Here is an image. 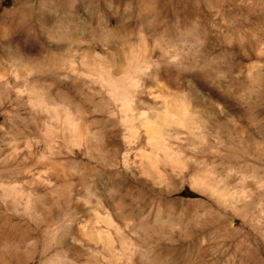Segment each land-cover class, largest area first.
I'll use <instances>...</instances> for the list:
<instances>
[{"label":"rangeland","instance_id":"rangeland-1","mask_svg":"<svg viewBox=\"0 0 264 264\" xmlns=\"http://www.w3.org/2000/svg\"><path fill=\"white\" fill-rule=\"evenodd\" d=\"M34 91L78 140L46 134ZM194 168L264 182V0H0V264H264V205Z\"/></svg>","mask_w":264,"mask_h":264},{"label":"bare ground","instance_id":"bare-ground-1","mask_svg":"<svg viewBox=\"0 0 264 264\" xmlns=\"http://www.w3.org/2000/svg\"><path fill=\"white\" fill-rule=\"evenodd\" d=\"M134 67L135 66H133V68ZM136 67H137V65H136ZM104 73L102 74V72L99 71L96 74L95 77L93 76V79L95 78L101 84L100 86L105 87L106 92H108V94H109V97H111L113 100L115 99V100H121L122 101V110H123V113H124V119H125V121H127L129 123L130 120H131V114L129 112L132 111L130 109V105H131L130 102H131V100H130V96H129V93H130L129 91H131V90L125 89L128 92L125 91L124 89L121 88L123 85L122 86L120 85L121 87L118 86V83H116V81L113 82L111 80V78H109V76H110L109 74H108L109 76H107V75H104ZM127 74H126V78H127ZM124 78H125V74H124L123 79ZM115 80H117V79H115ZM117 82H119V81H117ZM132 83H133V81H132ZM131 94H132V92H131ZM33 103H35L37 106L47 107L48 109H46V112L48 110H51V112L49 111L50 112L49 118L51 120L50 123L52 125H49L47 127L48 129L46 131V134H52L53 132H57V131L60 132L61 131V132H63V134H71L72 136H74L75 140H78L82 136L81 129L78 127V125L76 123V120L71 116V112L68 111V107H64L63 106L62 112H64V116L63 117L62 116L59 117L58 116V113L56 112L58 105H56L55 103L54 104L51 103V105H50L36 91H34V102ZM177 114L179 115L178 118H180L181 123L187 125V127H188V125L190 123V115H189L188 108H186L182 104V106H180V108L178 109ZM165 118L172 119L173 118V115L171 113H169L168 111H166L165 112ZM142 124L144 126L151 127L150 125L152 123L149 124V122H143ZM162 133H163L162 130H157V131L154 130V135L152 134L153 135V138H152V141L151 142L153 143V146H155V148L161 149L163 151H165V150L168 151V149H166V147L163 145V143L161 142V140L158 139L159 136ZM196 136L199 139L200 138L202 139V136L201 135H196ZM63 137H64V135H63ZM211 150H213V149H211ZM167 151H165L166 154L163 152L166 155V157H165V155H164V157H165L166 160H168L171 163V161H174V159H172L174 156L173 157H172V155L170 156L167 153ZM209 155H211V156H217L219 158L222 157L218 151H209ZM204 172L205 171H202L199 168H197V169L194 168L193 169V173H194V175H193L194 176L193 177L194 179L193 180H194L195 183H197L198 185H200L201 191L203 193L210 194V196L211 195L212 196H216V198H218L217 200L220 201V202H222V203H224L223 205H226L227 207L228 206L232 207V204L235 203V202L244 201L245 203H243V205H240L241 206L240 210L241 211H244V214L245 213L247 214V212L252 213L253 212V209H255V208H258V210L260 212H262V210L260 209L261 208V205H264L263 204V199H264V190H263L264 189V182H263L262 179H257L253 175L245 178L241 174V175H239V177L237 176L239 178V181H238L239 187L238 188H236V186L228 187L227 185H224V186L221 185L220 187H218V186L210 185V184L206 183L203 180V178L205 177V176L203 177V173ZM226 172H227L226 178H231V175H229V174H231V173H229V170H227ZM262 173L264 174V170L263 169H262ZM248 186H250V188H247ZM260 212H258V213H260ZM245 215H242V216H245ZM107 236H109V235L106 234V237H101V238L98 237V238L102 239L104 247H106L107 249H110L111 248L110 246H112V245H111L110 239ZM117 237H119V236H117Z\"/></svg>","mask_w":264,"mask_h":264}]
</instances>
